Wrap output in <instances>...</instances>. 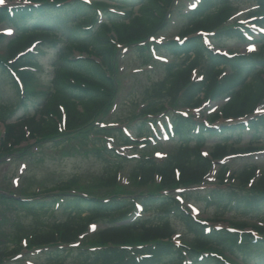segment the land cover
Returning a JSON list of instances; mask_svg holds the SVG:
<instances>
[{
    "label": "trees",
    "instance_id": "1",
    "mask_svg": "<svg viewBox=\"0 0 264 264\" xmlns=\"http://www.w3.org/2000/svg\"><path fill=\"white\" fill-rule=\"evenodd\" d=\"M8 1L0 5V24L13 25L14 31L6 45L7 57L0 58V83L9 80L21 89V96L14 104L0 103V121L7 125L0 144L4 153L16 151L11 149L13 142L54 138L60 143L65 134L78 132L76 136L82 133V142L103 163L106 187L118 185L126 161L135 162L133 183L154 187L113 197L66 191L18 198L16 206L37 224L28 240L45 255L42 264H264V168L254 164L236 171L228 162L218 163L257 152L251 145L264 130V113L259 112L264 105V36L261 51L232 57L215 53L203 39L205 34L219 45L233 38L246 41L243 26L227 25L234 0H200L179 31L182 42L155 39L167 27L175 0ZM254 1L250 15L264 25V0ZM5 37L0 34V40ZM46 45L57 48L54 87L38 95L32 114L16 120ZM126 48L135 49L146 65L156 62L152 49L174 58L164 63L165 77L146 89L135 127L149 146V122L172 110V137L178 149L164 161L141 151L132 158L119 153L107 145L108 139L114 141L118 135L117 143L135 150L139 142L120 128L95 123L118 94L117 56ZM76 51L86 57L73 58ZM194 73L202 78L194 80ZM222 100L206 121L174 108L177 104L197 110L206 101ZM247 134L251 142L238 146ZM209 145L205 155L203 149ZM213 169L216 183L208 185ZM192 195L216 210L217 223L229 212L251 222L227 220L228 225H217L195 219L183 205ZM57 212L64 216H54ZM177 223L185 231L180 242L175 238L180 233ZM91 224L97 225L92 234ZM18 245L0 246V264H24L15 259L23 250Z\"/></svg>",
    "mask_w": 264,
    "mask_h": 264
},
{
    "label": "rangeland",
    "instance_id": "2",
    "mask_svg": "<svg viewBox=\"0 0 264 264\" xmlns=\"http://www.w3.org/2000/svg\"><path fill=\"white\" fill-rule=\"evenodd\" d=\"M8 2V0H3ZM197 0H175L173 11L167 18V27L159 30L156 35V40H177L181 27L187 22V15L192 10ZM113 4V3H110ZM255 1L252 0H234L233 6L228 14L227 25H233L234 22L245 26H252L253 31L256 32L252 21L249 18V13L253 10ZM111 8L113 5H111ZM138 8V6H136ZM13 25L7 23L0 24V34L7 37L0 40V58L7 57V42L13 35ZM258 34L254 35L257 36ZM215 49L219 48L222 51L228 49L231 52H238L242 54H252L261 51V42L257 41L242 42L233 38L227 41L226 45H219L216 41L209 45ZM63 47V44H62ZM45 50L41 51L37 71L34 73L30 86L25 91V103L17 108V114L14 118L23 116L25 113L32 114L35 111L32 105L38 100V95L43 91H50L53 89V66L57 63L56 53L57 48L46 45ZM162 55V54H159ZM79 56L86 57L85 53L76 51L73 58ZM167 60H174L170 55L163 54ZM116 63V81L118 82V94L114 101L106 107V111L102 112L97 118L96 124H103L109 128H120V132H129L136 135L135 127L138 126V109L144 103L146 96V89L153 87L158 81L162 80L166 75L164 63L166 62H152L146 65L143 59L137 55L135 49H122L118 56ZM195 75V74H194ZM200 75H195L194 79ZM0 103L14 104L21 96V89L12 85L9 80H2L0 83ZM35 98V100H34ZM224 101L207 102V104L199 110L185 108L184 106H174L176 110L181 109L182 112L194 115L199 119H205L220 109ZM180 102H178L179 104ZM261 112H264V106H261ZM172 110H167L164 115L155 119L158 124L156 129H161L169 118H172ZM14 121V120H13ZM102 125V126H103ZM7 133V125L0 121V144L3 143ZM78 133V132H77ZM77 133L65 134V137L60 143L52 139H31L22 144L12 143L11 149H16L12 153H4V147L0 146V246L13 245L16 242L23 250L15 257V259L23 260L24 264H42L45 255L42 252L34 250V247L29 245V236L33 231L36 222L33 216L23 209L16 206V200L21 197L33 198L36 196L46 197L47 195L57 194L58 192H80L101 197H113L118 195H130L139 192H147L154 189V187H140L133 183L130 179V173L135 167V162L126 161L123 163V169L118 185L106 187L104 181L101 179L103 163L95 157L91 146H86L82 142V133L76 136ZM138 138V136H135ZM121 137L115 135V140L108 139L106 142L109 147L117 148V150L124 154L130 155L135 151L134 149H127L120 143H117ZM158 142L152 143L149 146H141L137 151H141L146 155H153L159 160L164 161L170 154L178 149V144L175 141L168 140L164 137H157ZM88 141V139H84ZM251 135L247 134L241 139V144L238 146L244 148L251 142ZM92 142V141H91ZM143 142V141H141ZM254 148L259 153L253 155H237L230 158L228 164L233 170L240 171L246 165H258L264 168V130L258 141H253ZM213 143V142H210ZM3 149V151H2ZM211 149L210 145L204 148V153ZM7 150V149H5ZM228 160V159H227ZM216 171V170H215ZM215 171L207 178L208 185L216 183ZM77 181L74 182L73 178ZM205 190H197L193 192H205ZM6 194V195H5ZM4 196V197H3ZM190 212L196 217L205 221H211V224L223 223L228 225V221L247 222L243 221L240 216L230 215L226 213L225 219L217 223L213 216L216 210L213 207L205 206L202 199H198L195 195L187 197L183 203ZM54 216L63 217L64 214L57 212ZM249 222V221H248ZM247 222V223H248ZM251 222V221H250ZM249 222V223H250ZM210 223V222H209ZM182 235L184 229L176 224ZM91 234L94 233L97 227L91 226ZM250 228V227H249ZM183 236V235H182ZM180 238L177 237L179 242ZM69 257V256H68ZM71 258L67 259L69 262ZM230 260V259H229ZM234 264H241L240 262H232Z\"/></svg>",
    "mask_w": 264,
    "mask_h": 264
},
{
    "label": "snow or ice",
    "instance_id": "3",
    "mask_svg": "<svg viewBox=\"0 0 264 264\" xmlns=\"http://www.w3.org/2000/svg\"><path fill=\"white\" fill-rule=\"evenodd\" d=\"M3 2V0H0V3H2Z\"/></svg>",
    "mask_w": 264,
    "mask_h": 264
}]
</instances>
